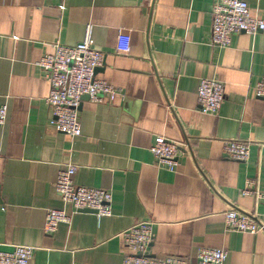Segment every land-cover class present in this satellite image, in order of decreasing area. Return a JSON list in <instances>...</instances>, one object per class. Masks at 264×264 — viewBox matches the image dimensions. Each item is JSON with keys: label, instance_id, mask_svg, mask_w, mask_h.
I'll return each instance as SVG.
<instances>
[{"label": "crops", "instance_id": "0c3cea01", "mask_svg": "<svg viewBox=\"0 0 264 264\" xmlns=\"http://www.w3.org/2000/svg\"><path fill=\"white\" fill-rule=\"evenodd\" d=\"M264 20V0H245ZM213 0H0V251L34 249L28 264H121V234L153 222L150 258L197 264L200 248L223 249L224 264H264V231H227L229 209L264 223V32L240 33L226 48L210 43ZM92 26L105 59L95 76L119 89L115 103L83 98L81 135L49 125V86L37 62L54 43H80ZM120 30L130 52H116ZM224 84L218 113L203 115L201 79ZM181 145L174 172L158 169L155 137ZM249 144L246 162L227 158L223 142ZM63 164L73 183L112 195L111 215L73 212L54 190ZM248 190L247 194L244 191ZM48 209L68 225L43 231Z\"/></svg>", "mask_w": 264, "mask_h": 264}, {"label": "built area", "instance_id": "2783aa9c", "mask_svg": "<svg viewBox=\"0 0 264 264\" xmlns=\"http://www.w3.org/2000/svg\"><path fill=\"white\" fill-rule=\"evenodd\" d=\"M264 32V20L251 13L245 0H213L211 45L226 48L231 38L240 33L256 35ZM53 51L44 55L37 66L42 70L48 83L49 93L45 100L50 111L49 125L56 131L76 138L81 135L78 111L82 99L92 103L113 104L122 97L119 89L97 79L95 71L104 63L105 55L93 45L92 26L85 27L80 43L64 46L52 45ZM115 50L121 54L130 52V31L120 30ZM256 97H264V81L255 87ZM200 113L216 115L224 100V84L216 79H201L197 89ZM7 105H0V125L6 121ZM158 169L174 172L181 155V145L162 136H157L149 147ZM223 154L234 161L246 162L249 157V144L239 140L223 142ZM76 167L61 165L54 183V190L61 201L70 206L73 212L90 211L97 218L111 215L112 195L109 191L78 187L73 183ZM248 190L244 191L247 194ZM260 198L263 196L258 195ZM71 216L64 210L48 209L45 213L43 231L53 233L56 228L70 223ZM227 231L255 235L264 231V223L250 215L229 209L224 213ZM127 254L121 264H188L176 257L150 258L147 249L152 242L153 222L143 221L131 226L121 234ZM34 249L17 245L10 252L0 251V264H28ZM227 252L223 249L200 248L197 251V264H224Z\"/></svg>", "mask_w": 264, "mask_h": 264}, {"label": "water", "instance_id": "95a60500", "mask_svg": "<svg viewBox=\"0 0 264 264\" xmlns=\"http://www.w3.org/2000/svg\"><path fill=\"white\" fill-rule=\"evenodd\" d=\"M97 70V69H96ZM95 73H96V71H95ZM84 98H86L87 99V97H84ZM87 213H91L90 211H86Z\"/></svg>", "mask_w": 264, "mask_h": 264}]
</instances>
